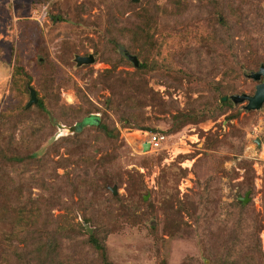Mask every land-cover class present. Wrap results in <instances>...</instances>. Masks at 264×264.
I'll return each instance as SVG.
<instances>
[{"label": "rangeland", "instance_id": "rangeland-1", "mask_svg": "<svg viewBox=\"0 0 264 264\" xmlns=\"http://www.w3.org/2000/svg\"><path fill=\"white\" fill-rule=\"evenodd\" d=\"M155 1L160 6L157 29L165 27L164 35L171 43L162 48L161 58L153 56L158 64L150 73L135 69L125 56L130 63L110 67L104 59H113L116 53L105 44L99 47L101 56L92 62L74 64L75 55H92V42L100 44L92 29L104 25L108 37L125 38L119 24L104 22L108 14L120 16L126 25L123 18L142 5L127 7L124 0H0V152H29L33 157L27 163L33 180L25 189L12 184L18 201L6 193L9 203L0 202V264L3 256L27 257L34 250L41 251L34 252L38 260L48 258L47 264H55L54 252L67 250L71 243L65 228L50 230L58 214L64 216L66 225L89 218L90 223L84 222L89 233L100 216H111L113 231L105 235L103 244L112 264H183L188 258L191 261L186 264H207L202 236L229 230L231 221L224 226L218 219L235 212L232 202L245 192L248 212L257 214L262 228L257 236L264 264V101L260 108L247 110L245 101L233 103L227 98L229 104L217 109L220 97L251 94L261 79L254 81L248 74L259 65L264 67V0H226V6L222 0L224 16L236 17L229 15L232 9V13L245 12L246 22L238 19L241 32L231 31L233 36L223 43L202 45L192 39L196 31L182 39L175 36L182 31L171 35V26L197 29L204 24L203 15L173 24L185 16L174 15L166 0ZM211 9L205 4L202 12ZM54 14L58 18L52 21L49 17ZM125 43L120 40L116 51L134 55ZM35 50L40 57L33 56ZM17 55L29 86L46 102L47 115H39L43 127L30 136L23 129L24 122H14L19 119L16 108L29 98L10 87ZM104 70L110 71L106 83ZM85 99L94 108L86 113ZM7 108L10 125L1 114ZM98 118L115 137L112 146L100 151L91 147L98 142L93 140L96 132L86 128ZM154 130L163 133L162 140L157 147L148 145L142 150ZM73 133L78 145L83 143L81 149L60 140ZM14 170L17 167L9 168V176ZM139 182L147 193L138 190ZM247 185L249 189L244 190ZM110 188L114 189L111 195ZM173 194L184 205L178 206ZM148 196L154 215L143 224L137 219L140 213H148ZM198 204L204 220L195 221ZM123 206L126 211L119 210ZM235 234L240 236L239 231ZM49 239L53 246L46 244ZM84 254L97 263L93 253Z\"/></svg>", "mask_w": 264, "mask_h": 264}, {"label": "trees", "instance_id": "trees-1", "mask_svg": "<svg viewBox=\"0 0 264 264\" xmlns=\"http://www.w3.org/2000/svg\"><path fill=\"white\" fill-rule=\"evenodd\" d=\"M125 3L130 6H137L142 5L143 7L139 8L138 10L135 9V11L132 12V15H128L124 17L125 21L127 22L126 25L122 24L120 22V16L119 17H112L108 14V17L104 19V22L109 23H115L119 24L120 28L119 32L122 35V39L117 40V38H111L108 37V29L103 28L104 25L101 27H96L95 29H92L94 32L97 33L99 37H97L98 42L100 44H95V42H92L93 44V52L92 56L93 59L98 57L100 55L101 49L99 47H104V44L107 46V48L110 50L115 51L116 57L113 59L110 58L109 60L104 59L107 61V63L110 64V67L113 68V66L116 63H122V64H128L130 63L123 55L119 54L116 51L117 44H120V40H126V43L124 46L130 45L131 52L134 53V56L137 59V63L134 65L135 69L138 71H148V72H155L157 68V61L155 63V60H153V56L160 57L164 55L162 53V48L170 44L171 42L166 40V32L165 27H161L160 31L157 29V23L159 20V11L160 8L159 5H157L155 0H124ZM226 0H223V2ZM222 0H196L195 3H191L189 0H166V6H171L170 10H172V13L185 16L184 19H181L178 21H174V23H184L186 21H191L192 19H197L198 17H201L203 15L204 18V24H199V27L194 30H178L175 27L171 26V35H174L177 32H181L180 34H176L175 36L178 38L184 39L187 37L188 32L190 31H196L195 35L193 36V40L196 42H199L200 45L206 44L207 42L210 43L213 41L216 43H223V40H227L228 37H232L233 34H231V31H236L237 33H240L241 31L240 26L242 23L246 22V16L245 12H236L232 13L234 10L228 11L229 15L233 14L236 17H230V16H224L222 14V7L221 3H223ZM205 4H210L211 10L209 13H206L205 11L202 12V8H204ZM224 5L226 6V2H224ZM117 7V3L113 1V7ZM137 8V7H136ZM162 9V8H161ZM227 9V8H226ZM161 11V10H160ZM208 16V17H206ZM56 17V18H55ZM177 17V16H176ZM50 20L53 21V19H57L58 16L55 14L52 16L50 15ZM237 18V19H236ZM113 19V20H109ZM239 19V23L238 20ZM193 21V20H192ZM196 21V20H195ZM162 24V22H160ZM197 23V22H196ZM89 29V28H88ZM206 31V34H203V31ZM158 33L159 36L153 38L152 34ZM163 32V33H162ZM107 34V36H106ZM113 39V40H112ZM214 39V40H213ZM232 40V38H230ZM169 42V43H168ZM136 49L132 47H136ZM158 46V49H155L154 47ZM161 46V48H160ZM199 48V46L197 47ZM152 49V51H151ZM159 51V52H158ZM130 53V52H129ZM133 55V54H132ZM33 56L40 57V55L37 54L36 50L33 52ZM101 56V55H100ZM167 56V54H166ZM39 59V58H38ZM37 60V59H36ZM39 62V60H37ZM20 57L17 55L15 57V63H13L11 67L10 72V87H12L14 90H17L16 93H19L21 95H28V88H31L32 86H29L28 82V75L25 73V71L22 70L20 65ZM81 65V64H80ZM111 68V69H112ZM110 71L104 70L102 74L105 75L106 79L104 80V83H106L107 79H111L109 76ZM124 78L122 82H124ZM40 81H37L39 83ZM44 86H42L43 89ZM35 93V87H32ZM36 96V94H35ZM41 97L36 96V100L34 103H31L30 105L26 106V101L18 106L16 109V112H18L19 119L14 120L15 123H23V129L25 132L29 134H33L34 131L38 130V128L43 127L42 125V119L39 115H47L46 113V102ZM45 98V97H44ZM86 102V109L83 111L84 113L90 112L92 109V106H88L90 103L88 100H84ZM229 104V101L226 99L223 102L217 104V109L221 110L223 106H227ZM33 110L34 113L30 114V111ZM72 111H75V109L71 108ZM7 113H1L3 115V120L8 123L7 115L9 113V108L6 109ZM81 113H79L80 115ZM90 117L86 118L89 119ZM3 121V123H5ZM96 123L94 124H88L86 126L87 129H93L96 133L93 136V140L98 141L97 143H94V145H91V147L98 150H104L106 147L108 148L110 144L111 146L115 143V137L110 136L111 130H109L103 121V119L98 118L95 120ZM181 121L179 120L178 127L180 125ZM128 125H132L129 121L126 122ZM7 125V126H8ZM151 131V130H149ZM155 133L163 134L161 131L154 130ZM73 136L75 134H71L69 136H66V138H61L60 140L65 142L70 147L73 146V148L78 147L81 149L83 146V143L81 146H79V142L75 141L73 139ZM68 139L69 141H65ZM65 144V146H66ZM64 145V143L62 144ZM89 144H86L83 148L87 149ZM82 148V149H83ZM56 148L53 146V150ZM11 150V148H4L3 151ZM71 152V151H69ZM93 159V157H90ZM101 159L105 160V157L102 156ZM31 160H33L32 154L29 152L19 154L16 151L9 152L6 154H1L0 152V202L3 203H9V200L7 199V194H12V190H14V186H18L22 189H25L27 183L29 180H33L32 173L27 174L29 171L28 164L31 163ZM17 167V170H14V174L12 176H9L8 170L10 167ZM9 167V168H8ZM14 186H13V185ZM41 186V185H40ZM44 187V186H42ZM138 190H144L143 185L141 182L137 185ZM249 185H247L244 190L249 189ZM18 189V188H17ZM162 191L165 189L160 188ZM146 191V190H144ZM109 192V191H108ZM144 194L147 193L143 192ZM142 193V195H144ZM164 193L167 195L168 193L164 191ZM164 193H162L164 195ZM111 195V193L109 192ZM174 195V194H173ZM176 195V194H175ZM174 195V199L176 204L178 206L181 205L183 202L182 199L177 198ZM141 196V195H140ZM171 193L169 192L168 197H171ZM143 197V196H141ZM168 198H165V201H167ZM8 200V201H7ZM18 201V198L16 195L13 197V201ZM142 201L145 202V199H142ZM150 196L146 198V209H148V213H140V217L137 219L138 222H141L143 224L147 223L148 218L151 217V215H154V207L151 206ZM185 202V201H184ZM184 202L182 205H184ZM232 205L235 207V212L231 213L228 211L225 215L224 220H219V225L224 224L228 221H231V226L229 227V230L223 229L222 234H213L208 235V233H205V235L202 236V244L201 247L203 250L204 258L208 260L207 264H261L262 262V256H261V250L259 249V239L257 236V233L260 231L261 226H259L257 214H250V211L248 212V205L246 202H242L241 200L235 199L232 202ZM200 205H196L199 212H195L196 218L193 219L197 221L198 219L204 220V215L201 217L202 209L199 207ZM63 206L59 205V208L61 209ZM64 208V207H63ZM127 210L124 206L119 208V210ZM201 209V210H200ZM64 216L61 214H58V216L54 217L51 222L50 230L52 232H57L59 229L63 230L64 228L67 230V233L70 234L66 238L68 241L70 240V247H68L67 250H63L62 252H54L53 261L52 263L55 264H94L86 258L84 252H90L93 253L97 258L96 264H112L106 255L103 239L105 235L111 233L113 230H111L114 222V219L112 217L105 215L100 216L101 218L98 219L94 226L91 228L93 229L90 233H87V229L85 226V223H90V219L87 217H84L82 220L85 222L76 223L73 225H66L65 220L62 219ZM71 220H73L72 215L70 216ZM115 217V216H114ZM108 220H105V219ZM197 219V220H196ZM112 224H110V222ZM264 222V217H263ZM149 224V223H148ZM215 224V222H213ZM149 228L151 225L148 226ZM239 231L240 236H237L235 233ZM82 232L84 233V238H81ZM74 241H72V240ZM236 241L240 243V246L238 247L236 245ZM48 246L51 244L53 246V240H48L46 242ZM39 245V244H38ZM235 246L233 249L232 246ZM56 248V247H55ZM85 248L86 250H79ZM34 252L38 253L41 252L40 250H34ZM34 252H29V256L25 257L18 254H14L15 256H3L2 257V264H47L48 258H43L38 260ZM60 254V255H59ZM65 256L69 258V260L63 259L62 256ZM58 256V257H57ZM48 257V256H47ZM188 261H191L190 258L183 262V264H186ZM195 261V260H194ZM204 264V263H203Z\"/></svg>", "mask_w": 264, "mask_h": 264}, {"label": "water", "instance_id": "water-1", "mask_svg": "<svg viewBox=\"0 0 264 264\" xmlns=\"http://www.w3.org/2000/svg\"><path fill=\"white\" fill-rule=\"evenodd\" d=\"M124 55L129 61L132 62L131 64L133 66L137 63V59L134 55L129 54L127 52H124ZM74 60H75L74 64L75 66H77L79 64L92 62L93 57L91 54H88L86 56L75 55ZM248 75L254 81L258 80L261 77V79L258 80L259 82L254 85V90L251 94H246V93L232 94L229 96L220 97L219 101L223 102L224 100L228 98L233 103L239 102V101L240 102L245 101V104L243 107L247 110L260 108L262 102L264 101V67L259 65L256 70H254L253 72H250ZM28 94H29V98L26 102V106L30 105L31 103H34L36 100L35 93L32 88H28ZM254 142L257 145H259L258 138H255ZM147 149H148V142H143L142 150H147ZM110 193L113 194L114 189L110 188ZM246 196H247V193L245 192L244 196L242 198L240 197L239 199L242 202H246L247 201ZM86 229H87V233H89V228L86 227Z\"/></svg>", "mask_w": 264, "mask_h": 264}, {"label": "built area", "instance_id": "built-area-1", "mask_svg": "<svg viewBox=\"0 0 264 264\" xmlns=\"http://www.w3.org/2000/svg\"><path fill=\"white\" fill-rule=\"evenodd\" d=\"M162 138V134L153 132L148 135L145 141L148 142L149 147H157Z\"/></svg>", "mask_w": 264, "mask_h": 264}, {"label": "clouds", "instance_id": "clouds-1", "mask_svg": "<svg viewBox=\"0 0 264 264\" xmlns=\"http://www.w3.org/2000/svg\"><path fill=\"white\" fill-rule=\"evenodd\" d=\"M146 142V141H145Z\"/></svg>", "mask_w": 264, "mask_h": 264}]
</instances>
